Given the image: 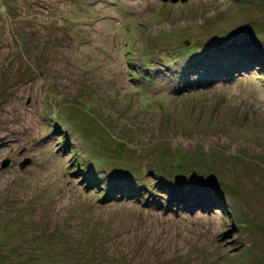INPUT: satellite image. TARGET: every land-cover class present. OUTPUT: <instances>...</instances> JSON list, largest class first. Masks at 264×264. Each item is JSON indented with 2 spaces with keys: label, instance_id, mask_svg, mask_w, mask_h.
Segmentation results:
<instances>
[{
  "label": "rangeland",
  "instance_id": "1",
  "mask_svg": "<svg viewBox=\"0 0 264 264\" xmlns=\"http://www.w3.org/2000/svg\"><path fill=\"white\" fill-rule=\"evenodd\" d=\"M0 264H264V0H0Z\"/></svg>",
  "mask_w": 264,
  "mask_h": 264
},
{
  "label": "trees",
  "instance_id": "2",
  "mask_svg": "<svg viewBox=\"0 0 264 264\" xmlns=\"http://www.w3.org/2000/svg\"><path fill=\"white\" fill-rule=\"evenodd\" d=\"M255 38V37H254ZM256 40L258 41V45H260V40L259 39H257L256 38ZM202 42H204V40L202 41ZM206 42V41H205ZM231 42H235V41H232L231 40ZM240 42H237V44H239ZM231 44V43H230ZM251 46V45H250ZM197 46H193V48H196ZM225 47V46H224ZM225 49H227V47L225 48ZM225 49H224V51H225ZM244 49H245V47H244ZM220 50V49H219ZM247 50H249V52H247V53H245L246 54V57H249L250 56V54L252 53V51H254L253 49H249V48H247ZM221 51V50H220ZM255 53H256V55H255V60H254V64H256L257 65V68L258 67H260V53H257V51H255ZM222 60H225V57L223 58L222 57ZM231 61H232V59L228 62V64H231ZM246 61H245V58H242V60H241V63H245ZM228 64H226V65H222L221 67H217V69H219V70H224V68H226L227 67V65ZM237 63L236 62H234V63H232V65H236ZM247 65H249V64H247ZM237 66V65H236ZM146 69V68H145ZM146 70H148V69H146ZM226 70L228 71V69L226 68ZM84 165V164H83ZM81 167V166H80ZM121 171H122V169H121ZM127 171V170H126ZM126 171H123V172H121L120 173V175L119 176H111L110 175V177L108 176V178H109V180H113V186L114 187H116L117 189L115 190V191H113V192H116V193H120V192H122L121 194H123L124 193V195L125 194H128V192H132V187H130V186H132L131 184H135L137 181H139V180H135V178L136 179H138V177L137 176H135V177H133V176H131L128 172H126ZM174 172V171H173ZM179 172V171H178ZM93 173L95 174V175H97V176H99V174H97L95 171H93ZM171 173V172H170ZM182 173V172H181ZM179 173H177V172H175V176H177ZM192 174V173H191ZM190 174V175H191ZM101 175V174H100ZM182 175V178L181 179H184V178H186V177H188L189 176V174L188 173H185L184 171H183V174H181ZM172 177V176H171ZM193 177V176H192ZM120 178H127V180H126V182H128V184L130 183V185H126L125 187H123L122 188V190H119V188L122 186L121 185V182H120ZM130 178V179H129ZM178 178H180V176H178ZM119 179V180H118ZM160 181H162V184L164 185V186H166V190H164L163 192H164V196L165 197H162L164 200L167 198V199H169L168 201H169V205L170 206H172V208L173 209H175L176 207H178L179 205H180V202H179V200H174L173 202H171V204H170V196H171V193L173 192V188H175V185H174V183H173V181H172V179L171 178H166V179H163V178H160L159 179ZM185 181H188V180H185ZM133 182V183H132ZM102 183V182H101ZM125 183V181H123V184ZM102 185V184H101ZM170 188V189H169ZM177 190V192H178V189H176ZM190 190H193L194 192H195V190L192 188V189H190ZM153 193H155L156 192V189H153L152 188V190H151ZM182 194H184L185 196H187V195H190L189 193H185V190L183 191V192H181ZM121 194H119V195H121ZM139 199H143V196H139L138 197ZM157 201H158V204H159V202H161V201H163L162 199H157ZM190 200H188V201H183L182 202V204L183 205H180V206H182L183 208H189L190 206H189V204H190ZM167 204H168V202H167ZM184 206H187V207H184Z\"/></svg>",
  "mask_w": 264,
  "mask_h": 264
},
{
  "label": "water",
  "instance_id": "3",
  "mask_svg": "<svg viewBox=\"0 0 264 264\" xmlns=\"http://www.w3.org/2000/svg\"><path fill=\"white\" fill-rule=\"evenodd\" d=\"M29 159H25L23 162H22V166H24L27 162H28ZM9 159H5L4 162H3V166H7L9 164Z\"/></svg>",
  "mask_w": 264,
  "mask_h": 264
}]
</instances>
